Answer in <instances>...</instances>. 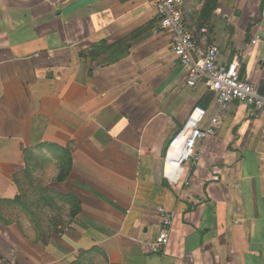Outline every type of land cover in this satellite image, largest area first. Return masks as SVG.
<instances>
[{
  "label": "crops",
  "instance_id": "0c3cea01",
  "mask_svg": "<svg viewBox=\"0 0 264 264\" xmlns=\"http://www.w3.org/2000/svg\"><path fill=\"white\" fill-rule=\"evenodd\" d=\"M261 2L183 11L264 91ZM158 23L153 0H0V264H264V112L234 102L171 179L170 139L215 104ZM34 153L52 166L29 190Z\"/></svg>",
  "mask_w": 264,
  "mask_h": 264
},
{
  "label": "built area",
  "instance_id": "2783aa9c",
  "mask_svg": "<svg viewBox=\"0 0 264 264\" xmlns=\"http://www.w3.org/2000/svg\"><path fill=\"white\" fill-rule=\"evenodd\" d=\"M158 13V28L171 33L173 52L180 59L187 73L186 82L190 87L205 85L213 94L215 112L196 105L187 120L175 132L168 144L169 149L178 153L176 157H166L172 167L184 169L196 156L199 140L216 133L221 123V115L234 102L248 105L258 112H264V91L262 87L241 77V60L235 56L230 62L220 59L219 47L209 42L208 27H201L199 36L188 25L183 11V0H153ZM261 34H255L256 44ZM161 229L156 237V247L169 245L176 212L164 205L158 207Z\"/></svg>",
  "mask_w": 264,
  "mask_h": 264
},
{
  "label": "rangeland",
  "instance_id": "374dc122",
  "mask_svg": "<svg viewBox=\"0 0 264 264\" xmlns=\"http://www.w3.org/2000/svg\"><path fill=\"white\" fill-rule=\"evenodd\" d=\"M263 2V0H262ZM262 2L260 4L261 12L264 11V6L262 7ZM31 162L33 161V164L30 163V166H36L38 167V170H27L24 172V174L20 175L19 178L24 180L25 183V189H29L27 187V183L30 182V180L38 178V179H44L46 176V171H43V168H46L47 170L51 168V163L46 160V158L42 154L34 153L30 154ZM29 165V164H28ZM35 182H39L36 180ZM33 189L37 188V185L32 186ZM30 190V189H29Z\"/></svg>",
  "mask_w": 264,
  "mask_h": 264
},
{
  "label": "bare ground",
  "instance_id": "6f19581e",
  "mask_svg": "<svg viewBox=\"0 0 264 264\" xmlns=\"http://www.w3.org/2000/svg\"><path fill=\"white\" fill-rule=\"evenodd\" d=\"M169 156L170 157H176V156H178V153L174 150H171L169 152ZM171 167L172 166L168 167L167 173H168L169 177H171V179L173 178L174 180H177L180 176V173L182 172V169L176 168V167L171 168Z\"/></svg>",
  "mask_w": 264,
  "mask_h": 264
},
{
  "label": "trees",
  "instance_id": "16d2710c",
  "mask_svg": "<svg viewBox=\"0 0 264 264\" xmlns=\"http://www.w3.org/2000/svg\"><path fill=\"white\" fill-rule=\"evenodd\" d=\"M264 6V0H263V2H262V7ZM262 89H263V87H262Z\"/></svg>",
  "mask_w": 264,
  "mask_h": 264
}]
</instances>
